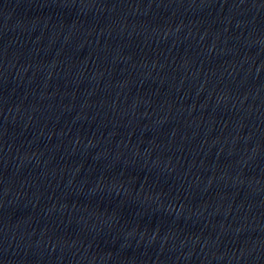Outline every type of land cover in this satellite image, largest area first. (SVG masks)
<instances>
[{
  "label": "water",
  "instance_id": "water-1",
  "mask_svg": "<svg viewBox=\"0 0 264 264\" xmlns=\"http://www.w3.org/2000/svg\"><path fill=\"white\" fill-rule=\"evenodd\" d=\"M0 264H264V0H0Z\"/></svg>",
  "mask_w": 264,
  "mask_h": 264
}]
</instances>
